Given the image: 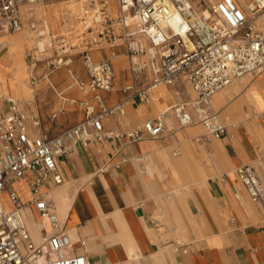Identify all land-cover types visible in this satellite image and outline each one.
<instances>
[{"label":"crops","instance_id":"obj_1","mask_svg":"<svg viewBox=\"0 0 264 264\" xmlns=\"http://www.w3.org/2000/svg\"><path fill=\"white\" fill-rule=\"evenodd\" d=\"M30 31L27 27L24 37H0V44L12 47L6 65L20 82V52L28 45ZM104 48L90 50L94 61L109 58ZM49 64L47 76L46 72L40 79L29 76V87L15 99L40 118L45 132L57 134L85 118L82 103L93 99L94 93L73 84L72 72L76 79L89 81L82 59L69 58L56 68ZM128 65L126 52L113 58L116 81L109 105L127 95L122 90L130 80ZM152 94V102L134 96L124 114L106 119L107 136L71 143L69 153L59 158L65 181L45 190L63 229L90 264H125L134 254L140 264H158L154 255L159 252L165 254L167 264H264V208L250 199L236 173L241 165L251 164L264 185V71L235 80L213 97L226 127L219 137L204 139L202 123L180 127L172 116L173 127L158 137L145 133L142 139H131L126 135L131 130L156 122L166 108L196 97L184 96L175 84ZM0 96V111L6 110V96ZM57 111L65 124L60 131L45 123V117ZM17 189L26 202L31 196L27 183L19 182ZM21 211L26 223H41L37 240L27 224L39 243L41 231H51L48 220L33 205Z\"/></svg>","mask_w":264,"mask_h":264},{"label":"built area","instance_id":"obj_2","mask_svg":"<svg viewBox=\"0 0 264 264\" xmlns=\"http://www.w3.org/2000/svg\"><path fill=\"white\" fill-rule=\"evenodd\" d=\"M39 1L53 0H0V34L22 31V5ZM118 4L120 32L104 26L99 35L107 42L124 40L130 76L122 90L125 98L108 104L116 81L113 58L96 62L90 55L92 48L83 51L89 81L77 78L76 82L80 89L87 85L94 97L82 103L85 118L74 126L57 134L45 132L37 115L26 112L12 98H3L8 108L0 111V264H90L87 254L75 247L63 229L45 189L65 181L58 160L69 153L70 144L107 136L104 121L124 114L132 97L150 103L155 89L174 85L183 75L195 99L166 108L156 122L148 121L126 135L133 140L144 138L145 133L158 137L173 127L167 121L171 110L180 127L202 123L207 130L204 139L219 137L226 127L213 97L235 80L264 71V30L256 23L264 15V0H214L208 13L198 11L188 0H118ZM66 47L50 56L54 57L53 68L69 60ZM36 55L27 53L33 67L41 60ZM236 173L250 199L264 208V185L254 167L244 164ZM21 181L27 183L31 194L26 202L17 189ZM4 193L12 208L2 202ZM25 205H33L49 222L51 231H43L39 243L32 239L21 211ZM84 245L80 240V246Z\"/></svg>","mask_w":264,"mask_h":264},{"label":"rangeland","instance_id":"obj_3","mask_svg":"<svg viewBox=\"0 0 264 264\" xmlns=\"http://www.w3.org/2000/svg\"><path fill=\"white\" fill-rule=\"evenodd\" d=\"M67 1L69 0L44 1L31 5H26L23 8L22 10V17L24 22L23 29L26 26L30 28L31 24H35V29H31L30 34H32V36L35 38L36 41L53 39V46L51 47L46 45L44 52H38V47L36 43L32 45L28 43V45L23 47L20 52L21 62H22L20 66V71H22V73L20 74L21 76L19 75V79L20 78L22 79V74H23V81L22 82L18 81L15 77L11 76V73L9 71L8 77L10 80H14L20 86L25 85L27 83L26 73H25L27 68L33 71V76L35 78L40 79L45 72H48L50 70L49 62L55 57L57 49L61 46L57 42V40L63 37L66 38L68 43L66 48H69L68 52L66 53L67 60L69 58L83 60V55H84L83 48L90 49L96 46L105 47L104 48V50L106 51L105 57L116 58L118 54H123L126 52V45L123 39L117 38L114 41L107 42V40L105 39H100V35H99V32L103 29L104 26L105 27L112 26V28L120 32L121 30L120 26L117 24V16L119 14L118 0H75V5H76L75 14H73V12L69 10V6L66 4ZM190 1L193 3V5L198 11H203V9H208L212 0H190ZM110 18L113 20L110 21ZM45 23L49 26V28L46 29ZM256 23L258 28L264 30V17L260 16L259 18H257ZM42 30L45 31V34L43 36H39L38 32ZM22 32L23 30L20 32H7L5 34L10 36L20 35L24 37L25 34H22ZM94 39L100 41V43H97L96 41H94ZM8 48L10 49L11 52L12 47L9 46ZM28 52L37 54L36 56L41 59L40 61L37 62V65L34 67L33 64L31 63L33 60H30V58L27 57ZM93 54H97V53H93ZM9 55L10 53L7 54V47H5L0 52V63L5 62L6 64ZM50 56H54V57L50 58ZM124 66L126 67L127 64ZM27 76L29 77V74ZM119 79H120V74L119 71H117V82ZM73 84L75 87L80 89V86L77 83H75L74 79H73ZM175 85L178 91L184 96H190V98L195 97V93L192 89L190 82L183 75H181L177 79ZM84 90H89V87L86 85ZM8 95L11 97L13 96L14 98L19 97L12 94L11 95L8 94ZM38 97L39 96L36 92V99L37 102L39 103L40 98ZM56 109L57 108H55V110ZM56 114H57L56 118H53V114H48L45 117V123L46 125L48 124L49 127L52 126L53 130L60 131L65 127V124L60 122L61 113H58L57 111ZM167 120L169 121V124L173 126L174 118L172 117ZM204 129L205 131H207L205 126ZM2 202L8 208L13 207V204L9 200L6 193L2 194ZM27 224L29 226L33 238L37 240L39 237V232L42 229L41 223L38 221L36 222L33 220L31 221L27 220ZM133 261H135L136 264H140V259L136 254H134L131 260L125 264H129L130 262ZM154 261L167 264L168 260L163 252H159L154 255Z\"/></svg>","mask_w":264,"mask_h":264},{"label":"bare ground","instance_id":"obj_4","mask_svg":"<svg viewBox=\"0 0 264 264\" xmlns=\"http://www.w3.org/2000/svg\"><path fill=\"white\" fill-rule=\"evenodd\" d=\"M54 1V0H53ZM213 1V0H212ZM39 2H44V1H39ZM196 2V1H195ZM35 3H38V2H34V3H25V4H23L22 5V10H23V8L26 6V5H31V4H35ZM188 3L189 4H191L194 8H195V6L193 5V3L190 1V0H188ZM198 3V2H197ZM66 4L69 6V10H71L72 12H73V14H75V11H76V5H75V0H69V1H67L66 2ZM196 9V8H195ZM203 12H205V13H208V9H203ZM262 17H264V15L262 16ZM100 18V17H99ZM98 18V19H99ZM44 21V20H43ZM100 21V20H99ZM98 22V21H97ZM46 24V23H45ZM46 26V29L47 28H49V26L46 24L45 25ZM28 26H26L24 29H23V31L27 28ZM30 28L31 29H35V24H31V26H30ZM54 29V28H53ZM66 30V29H65ZM50 31V30H49ZM55 32V31H54ZM45 34V31H39L38 32V35L39 36H43ZM4 35H7V34H5V33H2V34H0V37L1 36H4ZM53 37V36H52ZM50 38V37H49ZM26 42L27 43H30L31 45L32 44H35L36 43V45H37V47H38V52H44L45 51V47H46V45H48V46H53V39H45V40H38V41H36L35 40V38L32 36V34H27V36H26ZM57 42L59 43V44H61V46H67L68 45V43H67V40H66V38H59L58 40H57ZM142 42H143V44H145V39L143 38L142 39ZM20 43V42H19ZM47 43V44H46ZM5 45H7V43H3V44H0V52L6 47ZM19 45V44H18ZM60 46V47H61ZM59 47V48H60ZM17 48V47H16ZM67 50V49H66ZM86 50V49H85ZM10 53V49L8 48V46H7V54H9ZM94 55H96V54H94ZM6 57H7V55H6ZM6 57H5V59H6ZM5 59H4V61H5ZM62 68V67H61ZM6 70L7 71H9V69H8V67L6 66V64H5V62H2L1 63V68H0V82L2 83V86H3V88L2 89H0V95H4V96H6V97H10V98H12V99H14L16 102H18L19 104H21V106L25 103L24 101H20V100H18V99H15L13 96L11 97V96H9L8 94H12V95H16V96H19V94L21 93V92H23L24 90H25V88H28L29 86H28V84L26 83L25 85H22V86H20L18 83H16L14 80H10L9 79V74H7L6 73ZM70 71V70H69ZM25 73H26V79L28 78V74H29V76L31 75V76H33V71L30 69H26V71H25ZM47 74H48V72H46V76H47ZM72 76H73V78H74V81H75V83H77L76 81H77V79H76V75L72 72ZM0 97H2V96H0ZM169 112V115H168V117H167V119H169V118H171L172 116H171V110H169L168 111ZM168 121V120H167ZM169 122V121H168ZM102 207V206H101ZM100 224V223H99ZM138 224V223H137ZM100 231H101V229H100ZM110 232V231H109ZM42 233H43V231H41V239H42ZM134 233V232H133ZM141 233V232H140ZM134 235V234H133ZM177 241L179 242V243H182L183 242V240H182V238H180V237H178L177 238ZM96 259V258H95ZM98 262V261H97ZM158 264H164V263H161V262H159Z\"/></svg>","mask_w":264,"mask_h":264}]
</instances>
